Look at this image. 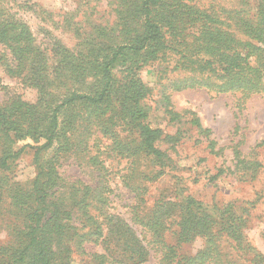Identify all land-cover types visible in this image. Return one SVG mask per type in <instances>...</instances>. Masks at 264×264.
Segmentation results:
<instances>
[{
  "label": "rangeland",
  "instance_id": "374dc122",
  "mask_svg": "<svg viewBox=\"0 0 264 264\" xmlns=\"http://www.w3.org/2000/svg\"><path fill=\"white\" fill-rule=\"evenodd\" d=\"M167 1L186 4L215 18L220 23L217 27L240 42L250 40L249 24L259 20L253 17L264 3ZM169 8L168 4L154 13L164 32L173 20L166 14ZM143 21L137 0H0V29L12 35L25 31L33 46L31 60H35L22 67L14 55L17 43L10 47L0 41V105L17 101L34 105L36 113L46 119L68 92L95 95L102 88L103 63L110 60L114 50L144 35ZM195 32L200 36L198 28ZM168 36L174 38L169 32ZM169 37L165 45L163 40L141 58L127 57L139 60L138 66L126 59L112 69L116 86L111 109L105 115L111 119L108 133L92 119L83 123L88 124L86 131L79 126L78 120L87 114L83 105L62 113L61 120L67 125L64 135L68 137L78 128L82 133L84 142L77 155L59 151L56 143L37 157L35 146L42 142L36 144L30 138L7 148L23 151L9 162L10 169L0 170V264L11 255L9 252L2 257L6 249H14L11 243L19 242L10 233L12 224L27 228L30 223L23 212L24 197L33 188L38 166L48 159L55 160L52 173L62 186L59 192L52 191V198L63 201L66 210L69 206L64 223L74 224L77 230L71 239L64 240L71 247L66 264H138L129 260L133 253L118 246L123 238L117 229L111 228L114 233L109 237L108 226L116 219L127 224L145 251L141 264H160L166 256L165 244H177L179 221L177 217L165 221L161 237L149 224L155 221L160 204H179L186 197L201 203V211H207L217 222L215 242L222 234L219 231L227 226L234 231L236 228L238 239L224 234L214 245L222 246L223 264H264V145L260 144L264 141V95L219 92L202 86L201 80L193 86L181 83L193 72L192 67L180 62L182 53L176 54L175 48L185 52L189 47H175L178 39L171 41ZM197 66L193 77L199 80L204 67L198 62ZM138 83L145 90L140 99L145 122L160 131L155 146L164 154V162L137 160L133 155L140 139L120 106ZM118 113V119L113 117ZM5 150L2 141L0 158ZM88 187L98 188L97 192L88 194ZM19 197L23 199L18 201ZM76 204L82 209L75 208ZM99 227L104 237L97 231ZM205 239L198 234L192 242L179 244L175 254L205 256L204 264H218L217 259H209L214 252L207 253Z\"/></svg>",
  "mask_w": 264,
  "mask_h": 264
},
{
  "label": "trees",
  "instance_id": "16d2710c",
  "mask_svg": "<svg viewBox=\"0 0 264 264\" xmlns=\"http://www.w3.org/2000/svg\"><path fill=\"white\" fill-rule=\"evenodd\" d=\"M140 13L144 19L143 25L145 32L142 37L136 38V42L121 46L114 50L110 60L103 63L101 78L102 88L95 95L80 94L75 91L68 92L60 104H57L54 110H51L46 119L43 115L36 113L37 106L28 104H18L14 102L11 105H0V142L5 143V155L0 158V170L10 169V161L19 158L23 148L14 152L12 149H7L19 140L30 138L34 143H41L37 147V157L42 150L52 148L58 143L59 151L78 154L79 148L82 147L84 139L81 137L82 133L80 128L76 132H72L68 137L64 135L63 128H67L66 121L61 120L63 112L69 110L73 106L80 104L83 105L87 114L79 119L77 123L79 126L84 127L85 131L88 129V124H83L86 120L92 119L96 121L104 133H108L110 125L105 116L110 111L111 101L113 100L114 88L116 80L112 74V69L117 63H126L128 56L141 58L150 49H156L158 46L167 41L168 32L170 36L177 38L176 46L183 44L189 47V50L183 52L176 50V54L181 55L183 65L192 67V74L185 77L181 83H186L187 86L196 85L201 80V85L215 89L219 92H241L243 96L247 97L252 94L264 95V3L260 4L258 13L254 18H259L253 25L249 24L248 34L250 40L248 42L236 41L235 38L227 32L217 27L220 24L211 16L206 15L204 12L195 11L194 8L181 3H168L167 0H137ZM169 4V9L166 14L172 15L173 20L169 22L167 32L163 31L162 25L156 21L154 16L156 9ZM168 19V17H166ZM0 23V28H1ZM198 28L200 36L197 35L195 30ZM193 30V31H191ZM25 35V36H23ZM25 31L21 35H12L3 32L0 29V41L13 47V43H17L14 55L22 67L29 66L35 60L32 56L33 46L30 40L26 37ZM21 37L24 39L21 40ZM165 38V39H164ZM170 38V37H169ZM174 38H170L174 41ZM163 45V46H164ZM174 46V44H173ZM197 47L200 51H197ZM145 52V53H142ZM130 60V59H128ZM135 66L140 64L139 60H130ZM197 62L201 67L199 80L193 77V74L198 72ZM130 69V67H129ZM132 72V71H131ZM40 77V74H38ZM214 79V80H213ZM131 90L135 93H131ZM145 92L144 86L138 83L133 86L128 93H126V102L120 106L121 112L124 117L127 116L135 126L139 142L138 147L133 153L137 156V160L155 159L164 162V154L155 146V143L160 138V131L152 129L146 122V112L140 106V99ZM117 115L113 117L117 118ZM94 118V119H93ZM118 119V118H117ZM123 120V119H122ZM125 124V123H122ZM264 145V141L260 143ZM35 148L34 146H30ZM55 160L48 159L44 164L38 166L39 172L34 181L33 188L30 194L24 197L23 212L26 213L30 219L27 228H22L19 225L12 224V233L14 240L19 242L11 243L14 249H6L2 257L9 252L11 255L2 264H66L69 258V248L64 244V240L71 239L76 234L74 224L64 223L66 217L64 213L67 210L64 202L60 199L55 201L53 195L61 189L59 186V177L54 176L52 173V166ZM58 187L57 190L55 188ZM98 188L88 187L86 189L88 194L96 193ZM53 191L54 194H51ZM74 191V190H73ZM19 193V191H16ZM18 198V201L22 200ZM104 201V200H103ZM76 204L75 208H79ZM202 204L197 202L193 197H186L180 203L166 202L160 204L155 211V221L152 229L160 237L165 230V221L176 219L179 221L177 224L176 241L177 244H165L167 252L165 258L160 264H204L206 257L197 258L195 256H179L175 254V249L182 243L192 242L194 238L200 234L205 236L207 241V253L212 254L213 257L208 256L209 259L216 261L218 264H223L220 255L222 246L216 244L219 240L227 236H233L238 239L235 231L231 227H224V231H219L217 234L219 238L215 242L216 232L213 221L207 211L202 210ZM33 210V211H30ZM155 210V209H154ZM69 218L72 215L68 214ZM98 224V222H96ZM112 224V225H111ZM225 225V224H223ZM109 227V237L117 229L120 233L121 239L118 246L124 249L127 253L131 254L129 260L133 263L141 264L145 251L137 242L132 230L129 229L125 222L119 219L111 220ZM229 227V228H228ZM112 228V229H111ZM100 236L104 237V232L101 227L98 228ZM231 231V232H230ZM73 233V234H72ZM211 248V249H210ZM213 248V249H212ZM141 252H140V251ZM208 259V260H209ZM210 260V261H211ZM224 260V259H223Z\"/></svg>",
  "mask_w": 264,
  "mask_h": 264
}]
</instances>
